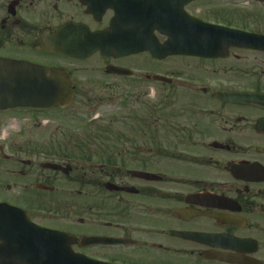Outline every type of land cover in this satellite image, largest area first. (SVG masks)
I'll return each mask as SVG.
<instances>
[{"label": "flooded vegetation", "instance_id": "flooded-vegetation-1", "mask_svg": "<svg viewBox=\"0 0 264 264\" xmlns=\"http://www.w3.org/2000/svg\"><path fill=\"white\" fill-rule=\"evenodd\" d=\"M25 1L0 0V57L64 70L72 100L64 108L0 113V203L24 211L36 226L74 235L73 252L110 264L158 258L264 264V135L253 129L264 114L230 100L235 93L264 94V79L231 65L203 78L176 74L170 57L146 54L77 59L51 53L45 42L58 28L74 23L101 31L113 12L104 0H55L52 7L38 0L29 18ZM208 1L194 0L184 12L232 27L194 13ZM254 3L264 24V0ZM237 52L264 56L230 49L223 59H181L213 63ZM89 62L99 69L82 83ZM108 67L130 72L107 73ZM77 98H84V113L66 116ZM149 232L153 244H146ZM82 237L96 240L82 246Z\"/></svg>", "mask_w": 264, "mask_h": 264}, {"label": "rangeland", "instance_id": "rangeland-1", "mask_svg": "<svg viewBox=\"0 0 264 264\" xmlns=\"http://www.w3.org/2000/svg\"><path fill=\"white\" fill-rule=\"evenodd\" d=\"M41 1V0H40ZM55 0H43V4L49 3V6L52 7ZM38 0H26L25 1V7L27 8L29 6V18L35 15L36 10H39L37 6ZM229 3V5L225 4ZM218 5H221V10H218ZM228 8H232V12H225L228 10ZM36 9V10H35ZM73 10H77V7H73ZM218 10L219 14L217 15L215 10ZM65 14L64 16H70L71 11L64 10ZM194 13H198L201 16H203L205 19L222 23V24H231L233 26H237L240 28H244L246 30H251L259 33L264 34V24H263V18H261L260 9L256 3H254V0H210L206 4L200 5L198 9L194 11ZM25 15V13H23ZM234 15H237L235 17ZM80 19L85 20L83 15L80 13ZM30 25V24H28ZM238 57H234L235 59H230L228 61H217L213 63H202V62H195L191 60H187V69L183 71V67L176 62L169 63V66L174 70L176 74H189V75H195L198 77L195 78H203V74L205 75H215L216 73L220 74L222 71V68L224 66H229L230 68H238L242 71H247L249 74L248 76L252 75L254 78H263L264 75V56L261 55H250L248 53H239L237 52ZM145 65L141 64V69ZM84 67L86 68V72L80 77L82 83H86L85 77L86 76H93L96 74L97 69H99V66L95 62H89L84 64ZM96 68V71H93V69ZM194 78V79H195ZM247 78V77H246ZM87 89V88H86ZM84 98H77L74 105L71 109L63 111V113L66 116L72 115L70 113V110L74 111V114H82L84 113L81 104ZM206 104V103H205ZM205 121V120H204ZM72 145L75 147H82L84 149L91 148L90 143H82L79 141H72ZM111 150H114V147H110ZM95 160L102 161V158L95 157ZM91 188H87V190H90ZM4 195H8L10 198H12V194L2 192ZM142 221H145L142 219ZM154 233H150L147 236H144L145 240L147 241L146 244H153L156 242V237L153 235ZM108 258L115 257L112 254H107ZM119 255L117 254L115 257V260L120 262L122 257L119 259ZM159 262H164L162 258L153 259L150 261H147L149 264H157Z\"/></svg>", "mask_w": 264, "mask_h": 264}, {"label": "water", "instance_id": "water-1", "mask_svg": "<svg viewBox=\"0 0 264 264\" xmlns=\"http://www.w3.org/2000/svg\"><path fill=\"white\" fill-rule=\"evenodd\" d=\"M44 73H46V71H44ZM23 78L26 81L24 83L25 86L17 90L16 83L19 79L16 76H10L5 73L4 76L0 78V98L3 100L10 98H14L17 101L28 100L31 104L47 103V105L51 106L57 104L65 105L70 98L66 81L62 83L60 79L48 77L40 72L31 75L29 74V70H27V75H24ZM20 92L24 94L22 97L20 96ZM63 260L65 259L61 258V261ZM47 261V258L41 259V264ZM63 263L64 262L61 264Z\"/></svg>", "mask_w": 264, "mask_h": 264}]
</instances>
